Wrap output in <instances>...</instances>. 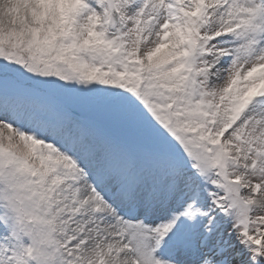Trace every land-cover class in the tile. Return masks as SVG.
<instances>
[{
  "label": "snow or ice",
  "instance_id": "snow-or-ice-1",
  "mask_svg": "<svg viewBox=\"0 0 264 264\" xmlns=\"http://www.w3.org/2000/svg\"><path fill=\"white\" fill-rule=\"evenodd\" d=\"M0 264H264V0H0Z\"/></svg>",
  "mask_w": 264,
  "mask_h": 264
}]
</instances>
